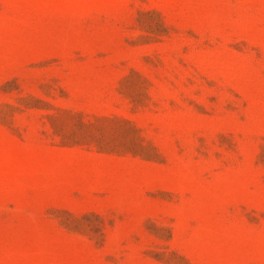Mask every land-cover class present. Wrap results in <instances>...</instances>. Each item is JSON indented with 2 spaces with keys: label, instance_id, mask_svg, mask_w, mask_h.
Masks as SVG:
<instances>
[{
  "label": "rangeland",
  "instance_id": "374dc122",
  "mask_svg": "<svg viewBox=\"0 0 264 264\" xmlns=\"http://www.w3.org/2000/svg\"><path fill=\"white\" fill-rule=\"evenodd\" d=\"M0 264H264V0H0Z\"/></svg>",
  "mask_w": 264,
  "mask_h": 264
}]
</instances>
